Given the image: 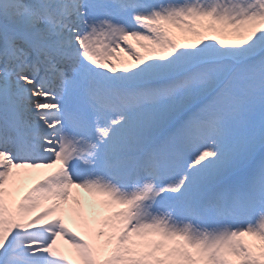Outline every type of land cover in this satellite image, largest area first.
<instances>
[{
    "label": "snow or ice",
    "instance_id": "6c2138e0",
    "mask_svg": "<svg viewBox=\"0 0 264 264\" xmlns=\"http://www.w3.org/2000/svg\"><path fill=\"white\" fill-rule=\"evenodd\" d=\"M0 264H264V0H0Z\"/></svg>",
    "mask_w": 264,
    "mask_h": 264
},
{
    "label": "bare ground",
    "instance_id": "6f19581e",
    "mask_svg": "<svg viewBox=\"0 0 264 264\" xmlns=\"http://www.w3.org/2000/svg\"><path fill=\"white\" fill-rule=\"evenodd\" d=\"M75 192H77V191H74V193ZM75 223H77L74 219H72ZM58 243L60 244V245H65L64 243H63V241L61 240V241H58Z\"/></svg>",
    "mask_w": 264,
    "mask_h": 264
}]
</instances>
